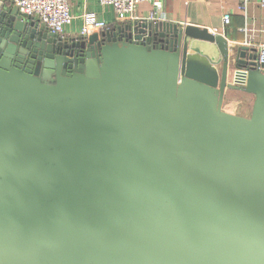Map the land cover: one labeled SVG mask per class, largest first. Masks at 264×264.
<instances>
[{
  "label": "water",
  "instance_id": "1",
  "mask_svg": "<svg viewBox=\"0 0 264 264\" xmlns=\"http://www.w3.org/2000/svg\"><path fill=\"white\" fill-rule=\"evenodd\" d=\"M258 65L207 28L63 39L0 1V264H264Z\"/></svg>",
  "mask_w": 264,
  "mask_h": 264
},
{
  "label": "crops",
  "instance_id": "2",
  "mask_svg": "<svg viewBox=\"0 0 264 264\" xmlns=\"http://www.w3.org/2000/svg\"><path fill=\"white\" fill-rule=\"evenodd\" d=\"M12 6L9 0H0ZM73 20L65 27L63 39L82 36L83 15L93 14L98 22L107 24L108 29L136 22L170 23L180 27L189 25L207 28L209 31L225 35L234 47L246 46L256 49L264 43V8L258 0H251L245 9L241 6L245 0H153L136 8L133 14L119 19L112 6L101 5L99 0H69ZM158 3L159 5H156ZM158 6L160 8H158ZM155 19L151 20L150 17ZM230 16V23L225 25L223 17ZM105 29V30H108ZM103 30L92 28L89 35ZM190 53L199 58H207L217 67H221L222 58L217 46L201 40H189ZM238 92V90L228 89ZM243 92V91H239Z\"/></svg>",
  "mask_w": 264,
  "mask_h": 264
},
{
  "label": "built area",
  "instance_id": "3",
  "mask_svg": "<svg viewBox=\"0 0 264 264\" xmlns=\"http://www.w3.org/2000/svg\"><path fill=\"white\" fill-rule=\"evenodd\" d=\"M12 6L17 7L22 13L32 16L43 23L51 32L58 34L60 37L64 34L65 27L73 20L70 12L69 0H9ZM251 0H245L241 9H245L246 4ZM145 2H153V0H99L101 5L112 6L119 19H124L127 15L133 14L138 5ZM261 7L264 8V0H258ZM159 5L158 3H155ZM158 8H160L158 6ZM151 20L155 19L152 15ZM84 27L82 36L89 35L90 29L97 28L100 30L108 29L104 22H98L93 14L87 13L83 15ZM229 15L223 17L225 25L230 23ZM258 63L264 62V43L256 46ZM264 71V67L258 65Z\"/></svg>",
  "mask_w": 264,
  "mask_h": 264
},
{
  "label": "rangeland",
  "instance_id": "4",
  "mask_svg": "<svg viewBox=\"0 0 264 264\" xmlns=\"http://www.w3.org/2000/svg\"><path fill=\"white\" fill-rule=\"evenodd\" d=\"M254 96L245 92L229 91L225 96L223 110L239 116L250 117Z\"/></svg>",
  "mask_w": 264,
  "mask_h": 264
}]
</instances>
